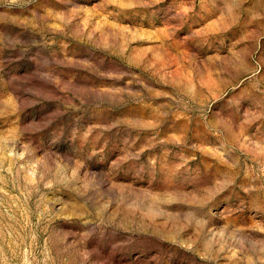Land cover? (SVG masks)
<instances>
[{
	"label": "rangeland",
	"instance_id": "obj_1",
	"mask_svg": "<svg viewBox=\"0 0 264 264\" xmlns=\"http://www.w3.org/2000/svg\"><path fill=\"white\" fill-rule=\"evenodd\" d=\"M0 264H264V0H0Z\"/></svg>",
	"mask_w": 264,
	"mask_h": 264
}]
</instances>
